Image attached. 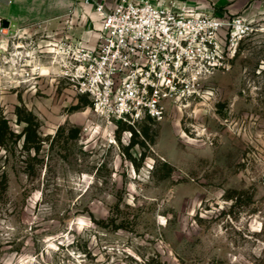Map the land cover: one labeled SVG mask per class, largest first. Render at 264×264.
Masks as SVG:
<instances>
[{"label":"rangeland","instance_id":"374dc122","mask_svg":"<svg viewBox=\"0 0 264 264\" xmlns=\"http://www.w3.org/2000/svg\"><path fill=\"white\" fill-rule=\"evenodd\" d=\"M248 19L229 71L135 127L48 71L46 37L0 36V264H264V5Z\"/></svg>","mask_w":264,"mask_h":264},{"label":"built area","instance_id":"2783aa9c","mask_svg":"<svg viewBox=\"0 0 264 264\" xmlns=\"http://www.w3.org/2000/svg\"><path fill=\"white\" fill-rule=\"evenodd\" d=\"M84 3L102 19L96 47L46 30L41 36L48 39L50 72L86 96L108 124L159 120L168 106L200 97L210 78L230 70L240 42L262 31L247 17L199 11L180 0ZM8 29L0 16V36Z\"/></svg>","mask_w":264,"mask_h":264},{"label":"crops","instance_id":"0c3cea01","mask_svg":"<svg viewBox=\"0 0 264 264\" xmlns=\"http://www.w3.org/2000/svg\"><path fill=\"white\" fill-rule=\"evenodd\" d=\"M169 1V0H168ZM199 11L250 18L253 7L264 0H180ZM114 3V1H113ZM0 16L9 22L7 35L41 34L69 37L96 47L102 19L84 0H0Z\"/></svg>","mask_w":264,"mask_h":264},{"label":"trees","instance_id":"16d2710c","mask_svg":"<svg viewBox=\"0 0 264 264\" xmlns=\"http://www.w3.org/2000/svg\"><path fill=\"white\" fill-rule=\"evenodd\" d=\"M5 123V130L7 131V132H10V134H12L13 135V133H12V131L9 129V126L7 125V122H4ZM4 138V134H2V135H0V140H2Z\"/></svg>","mask_w":264,"mask_h":264},{"label":"water","instance_id":"95a60500","mask_svg":"<svg viewBox=\"0 0 264 264\" xmlns=\"http://www.w3.org/2000/svg\"><path fill=\"white\" fill-rule=\"evenodd\" d=\"M10 25H9V22L8 21H4V27L8 28Z\"/></svg>","mask_w":264,"mask_h":264},{"label":"bare ground","instance_id":"6f19581e","mask_svg":"<svg viewBox=\"0 0 264 264\" xmlns=\"http://www.w3.org/2000/svg\"><path fill=\"white\" fill-rule=\"evenodd\" d=\"M45 68H46V67H45ZM47 69H48V71H49V68H47ZM44 73H45V74L48 73L46 69L44 70Z\"/></svg>","mask_w":264,"mask_h":264}]
</instances>
